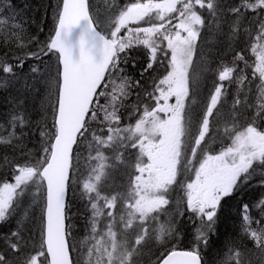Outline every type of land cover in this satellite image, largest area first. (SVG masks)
<instances>
[{
  "label": "snow or ice",
  "instance_id": "6c2138e0",
  "mask_svg": "<svg viewBox=\"0 0 264 264\" xmlns=\"http://www.w3.org/2000/svg\"><path fill=\"white\" fill-rule=\"evenodd\" d=\"M11 9V0H0V26H7L0 47L8 50L0 58V73L15 79L28 60L39 61L29 66L35 75L28 87L35 91V82L42 83L45 98L36 121L20 100L19 110L9 114L7 135H0V145L21 156L29 131L40 137L35 152L27 150L29 155L38 152L35 159L21 164L14 156H0L10 166L0 175V223L21 213L14 229L0 234V264H204L202 252L216 233L222 203L254 180L264 188V0H135L122 7L105 0H57L46 41L28 34ZM224 17L231 20L232 38L245 19L256 25L252 78L242 74L250 65L236 52L231 66L222 63L214 70L216 79L196 119L192 105L200 76L194 57L201 30ZM141 22L147 26L130 27ZM244 33L251 35L247 28ZM33 44L37 50L28 51ZM138 46L148 55L141 75L157 66L163 72L152 78V90H145L143 99L137 93L129 112L138 117L135 123L122 125L121 110L129 107L131 89L141 85L126 75L119 76V83L116 79ZM13 48L23 55L9 62ZM225 82L236 84L233 120L248 109L254 114L242 128L225 127L231 143L213 153L206 137L213 128L210 118L227 95ZM85 143L87 156L80 152ZM198 151L203 158L194 167ZM121 169L126 183H111ZM190 171L193 177L181 183V175ZM72 183L80 185V199L90 213L79 243L69 222ZM178 189L183 196L174 200ZM237 211L240 235L255 248L229 241L216 264H253V255L264 264V194L241 202ZM186 213L195 226L192 247L153 253V240L163 245L166 237L179 235L175 221ZM161 216L168 218L166 223ZM28 217L37 240L24 235Z\"/></svg>",
  "mask_w": 264,
  "mask_h": 264
},
{
  "label": "trees",
  "instance_id": "16d2710c",
  "mask_svg": "<svg viewBox=\"0 0 264 264\" xmlns=\"http://www.w3.org/2000/svg\"><path fill=\"white\" fill-rule=\"evenodd\" d=\"M120 1V0H119ZM124 0H121L123 3ZM128 3L133 0H126ZM57 0H11L12 11H15L18 15V20L23 22L25 31L31 36H37L39 41H46L49 36V31L53 27L52 20V9L56 4ZM224 3H233L235 0H223ZM204 11V10H202ZM207 16L206 11L204 12ZM3 18V17H2ZM255 19V17H253ZM13 23V21H8ZM231 20L227 17H224L219 25H212L211 27H205L201 30V39L198 41L197 52L194 57V67L196 68L200 76L199 91L194 97L196 103L200 104L204 101L205 97L208 95L209 90L213 87V81L216 79L215 69L220 66L222 63L231 66L233 56L236 52H241L245 59L249 62V67L244 69V75H247L249 79L252 78V66L255 63V54L251 51L252 46L256 43L254 37L257 33V28L254 23L245 19L242 21V29L239 35L235 38H232L230 35L229 25ZM43 27V31H40V27ZM139 26H147L146 24ZM134 27V26H131ZM136 27V26H135ZM247 28L251 35H246L244 29ZM7 30V29H6ZM124 34L123 32L121 33ZM0 35H3L0 32ZM222 44V46H221ZM244 45V46H243ZM35 45H29L28 51H36ZM226 50V51H225ZM8 51L4 47H0V58H4L5 52ZM13 55H23L22 52L13 48L12 51L8 53L9 62H11V57ZM159 55V53H158ZM148 61L147 50L143 46H138L132 50L130 53L129 61L126 65H122L124 71L123 73L118 74L116 82L119 83V76L126 75L130 78L131 83L134 84L135 81H140L141 87H133L131 89V96L126 101V104L129 105L126 109H122V125L132 124L137 118L136 116H129L131 111V105L134 104L137 100V93L144 98L145 90L151 91L153 87V77H160L163 69L156 67L155 71H150L141 75L142 70L144 69ZM33 64H39V61L28 60L25 64V67L22 73H18L19 79L17 85L9 86L6 91H1V98L7 99V103L11 106L12 112L18 111L19 109L15 107L19 104L20 100L24 101L23 109L26 110L27 114L31 117L32 121L40 119V104L44 101L45 98V87L40 82H35V91L32 88L28 87L34 83L33 76L29 71V66ZM239 68H244L243 62H238ZM2 74V73H0ZM2 76H4L2 74ZM17 76V77H18ZM4 78H10L5 76ZM3 78V79H4ZM235 78V74H234ZM3 79L0 80V84L3 83ZM258 82V81H257ZM228 85V82H225ZM236 93V84L233 83L227 87V95L222 98V107H219L221 112L219 115L215 113L214 121L216 124L214 134L216 135V140L218 144L213 146V149H218L222 146H225V143L230 140V138L225 135V127L231 128L233 124L237 128H242L247 125L249 118L254 114L252 109H248L246 114L243 116H238L234 121L232 118V103L233 98ZM146 103L151 104V101H145ZM217 112V111H216ZM218 116V119L215 120V117ZM213 119V118H212ZM95 127V125H93ZM7 135V133H5ZM39 135H32L29 131V135L25 140L26 148L25 155L21 156L19 153H13L10 148H5L4 145H0V156L7 154L10 157H15V163H24L26 159H35V155H38V152L35 155H29L28 149H35L39 146ZM220 143V144H219ZM87 144L85 143L81 149V155L87 156L86 153ZM76 149L74 150L75 153ZM134 151V150H133ZM215 153V152H213ZM10 166L4 165L3 160L0 159V175ZM83 169V168H82ZM259 177H257V180ZM11 181V176H9ZM114 184L126 183V177L123 174V169L118 170L112 174V179L110 181ZM78 184V183H77ZM77 186V185H76ZM76 186L73 191L70 185L69 192V215L71 217L70 223L74 226L73 231L76 234L77 242L84 238L85 236V217L90 213L85 210V202L80 199V193L77 191ZM104 191H110V189L105 188ZM264 194V188L258 186L256 180H254L250 186H242L241 190L238 191L231 198H227L226 202L222 203V211L220 213V219L216 225V233L211 236L209 240L208 247L202 252L204 258V264H216L218 258L223 256V250L226 243L229 241H236L243 244L248 249H254V243L246 238H242L240 235L239 229V216H238V206L241 202H251L254 201L258 196ZM28 199L25 200L27 204ZM35 214V213H34ZM21 213H17L19 217ZM13 217L11 224L6 229L8 232L12 231L16 227V219ZM168 220L167 217L161 216L160 221L166 223ZM33 220L31 217L25 218L23 228L25 229V236H33V240L38 239V234L33 235ZM254 227H256L254 225ZM179 229L182 231L178 233L179 235L176 238L169 239L165 238V243L160 245L158 242L153 240L152 252L157 255L160 252H164L171 246H177L182 249H190L192 247V235L194 232L195 226L188 219V214H185V217L179 223ZM80 240V241H81ZM253 264H259V257L253 255L252 257Z\"/></svg>",
  "mask_w": 264,
  "mask_h": 264
},
{
  "label": "rangeland",
  "instance_id": "374dc122",
  "mask_svg": "<svg viewBox=\"0 0 264 264\" xmlns=\"http://www.w3.org/2000/svg\"><path fill=\"white\" fill-rule=\"evenodd\" d=\"M21 2H22V0H21ZM93 2H95V0H93ZM132 2H135V0H133ZM126 3H128L126 0H124L123 1V3L121 2V0L119 1V0H105V4L106 5H109V4H115L117 7H122L124 4H126ZM0 18H2V17H0ZM153 22H156V21H153ZM141 23H143L144 24V22H141ZM8 24H10V22H8ZM131 26H134V25H130V27ZM7 26L6 25H3V26H0V32H2V33H4V32H6L7 30ZM45 60H47L48 58L47 57H45L44 58ZM50 63H55V60L53 59V60H51V61H49ZM20 73H22V72H20ZM3 74V73H2ZM2 74H0V80L1 79H3L5 76H7V74H3L4 76H2ZM18 79H19V76L17 77V78H15V79H13V78H4L3 79V83L2 84H0V92L1 91H6V89L9 87V86H15V85H17L18 83H17V81H18ZM208 95H209V93H208ZM208 95L205 97V99H204V101L203 102H201L200 104H195V106L193 107V112H194V114H195V118L196 119H199L201 116H202V106H203V104H204V102L206 101V99H207V97H208ZM172 102H174V100L173 101H170V103H172ZM225 102H222V104H224ZM151 105L152 106H154V102H151ZM10 113H12V108H11V106L7 103V99L6 98H4V99H2L1 98V94H0V125H3L4 127H3V129H0V135H5V133H7V128H8V126H7V120H8V118H9V114ZM214 113H216V111L214 110ZM136 118H138L137 116H136ZM135 123V121H133L132 122V124H134ZM261 123H264V122H261ZM216 126V125H215ZM216 130V129H215ZM218 140H216V135L215 134H213L211 137H210V139H209V141H208V145H209V149H208V151H210V152H213L212 151V147L214 146V145H217L218 144ZM227 144L229 143V140L226 142ZM190 147H191V145L189 146V151L187 152V154H186V156H187V158H191V152H190ZM86 149V153H87V147L85 148ZM199 152V151H198ZM197 158V157H196ZM203 157H198L197 159H196V161H195V159L193 160V166L195 167V166H198V162H199V160L200 159H202ZM82 171H83V169H82ZM193 175H194V172H192V171H190V172H187V173H183L182 175H181V177L179 178L180 179V182L181 183H186L188 180H190L192 177H193ZM77 185V186H76ZM76 186V189H77V191L80 193L81 192V188H80V185L79 184H77V183H72L71 184V189H72V191H73V189H74V187ZM33 191H35V189L33 188ZM180 196H183V192H182V190H177L176 192H174V193H172V197H173V199L175 200V199H178ZM185 217V216H184ZM183 217V218H184ZM182 220V218H180V219H178V220H176L175 221V230H176V233H180L182 230L181 229H179L178 228V226H179V223H180V221ZM11 221H12V219L10 220V221H8V222H5V223H0V234H8V233H10V232H8L6 229L8 228V226L11 224ZM75 231L76 230H74L73 231V236L76 238V234H75ZM86 235V234H85ZM80 240H81V238H80ZM80 240L78 241V243L80 242ZM83 240V239H82ZM81 240V241H82ZM0 246H3V241H0ZM173 247H175V248H177V246H171L170 248H168L167 250H165L164 252H166V251H168L169 249H172ZM73 256H74V258H76V253H73Z\"/></svg>",
  "mask_w": 264,
  "mask_h": 264
},
{
  "label": "bare ground",
  "instance_id": "6f19581e",
  "mask_svg": "<svg viewBox=\"0 0 264 264\" xmlns=\"http://www.w3.org/2000/svg\"><path fill=\"white\" fill-rule=\"evenodd\" d=\"M221 46H222V44H221ZM244 46V45H243ZM226 51V50H225ZM1 93V92H0Z\"/></svg>",
  "mask_w": 264,
  "mask_h": 264
}]
</instances>
